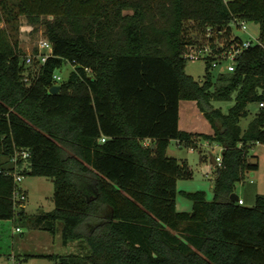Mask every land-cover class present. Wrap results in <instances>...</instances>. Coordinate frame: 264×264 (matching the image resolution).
<instances>
[{"label":"trees","instance_id":"obj_1","mask_svg":"<svg viewBox=\"0 0 264 264\" xmlns=\"http://www.w3.org/2000/svg\"><path fill=\"white\" fill-rule=\"evenodd\" d=\"M20 16L34 24L53 17L45 35L54 56L24 82L17 41L0 27V221L30 219L14 203L13 173L48 178L54 208L31 219L53 235L61 224L63 244L80 241L85 249L82 255L25 259L264 264V195L257 194L252 206L230 199L244 173L258 169L248 148L264 143V109L258 106L264 47L245 49L233 72L214 78L206 60L202 82L184 72L183 57L185 46L196 43L188 21L202 34L205 27L225 30L226 38L231 21L254 22L264 45V0H0V22L13 24ZM65 63L71 70L50 94L53 74ZM232 99L226 114L211 104ZM181 100L196 103L211 134L179 129ZM249 103L258 112L242 130ZM194 139L218 144L222 162L214 163V198L185 192L191 211L178 212L176 181L189 171L167 149L171 141L193 149ZM18 150L30 154L27 170L11 162Z\"/></svg>","mask_w":264,"mask_h":264},{"label":"rangeland","instance_id":"obj_2","mask_svg":"<svg viewBox=\"0 0 264 264\" xmlns=\"http://www.w3.org/2000/svg\"><path fill=\"white\" fill-rule=\"evenodd\" d=\"M53 17L43 16L36 24L31 23L26 16H20L16 22L8 25L0 22L1 28H7L8 34L14 41H17L19 52L24 55L35 50L36 43L40 37H46L45 22L52 21ZM197 23L188 21L185 23L186 31L192 39L199 43L205 42L207 37H214V44L226 39L225 30L213 32L212 27H202L204 34L196 28ZM237 35L242 40H251L256 43L259 38V25L254 22L246 23V31H241L231 26L230 35ZM21 55V56H22ZM71 67L65 63L58 74L66 79ZM219 68H213V78L219 73ZM184 72L195 81L202 82L205 77L206 63L203 59L187 60ZM234 98V97H233ZM213 108L220 109L224 114L234 104L231 101H212ZM247 117L241 119L240 126L245 130L251 120L258 112L254 103L247 105ZM179 129L190 133L211 134L213 129L206 117L199 111L194 101L181 100L179 102ZM197 145L195 148L182 145L177 146L174 141L169 144L168 152L171 157L183 163L189 171L188 177L177 178L175 209L178 212H190L191 201L183 194L185 192H203L207 200L214 198L213 186L216 174L215 164L212 159L221 155V149L215 142H207L201 139H194ZM248 157L258 164L256 171L244 173V179L234 186V194L244 201V206H252L257 194L264 195V143H257L248 148ZM50 179L44 177H33L23 175L22 180L17 184L18 190L23 191L26 200L22 203L24 211L29 220H1L0 221V264H54V260L48 258H28L31 254H52V255H82L84 245L80 241L63 244L61 239L62 225L57 224L56 233L44 231L36 226L35 220L31 219L41 212H49L54 208L52 201L53 184ZM15 227L19 231H15ZM12 254L16 259H8Z\"/></svg>","mask_w":264,"mask_h":264},{"label":"built area","instance_id":"obj_3","mask_svg":"<svg viewBox=\"0 0 264 264\" xmlns=\"http://www.w3.org/2000/svg\"><path fill=\"white\" fill-rule=\"evenodd\" d=\"M230 26L237 28L241 31H246V23L244 21L233 20ZM221 34L220 31H217ZM254 44L264 47L258 40L256 43L251 40H242L237 35H230V37L220 41L217 45L214 42H210L208 39L203 42L194 43L185 46L183 51V57L186 60L203 59L204 61L211 59V68H219V73H228L235 70L237 60L242 55L243 51ZM36 50L22 55V61L26 66L25 73L23 74V81L28 82L29 71L37 72L41 65H43L53 55V47L50 41L46 37H40L36 43ZM53 85H58L63 78L55 71L53 74ZM259 108L264 109V100L258 104ZM264 130V126H263ZM104 141V138L101 139ZM147 144V143H146ZM145 144V145H146ZM30 154L27 150H18L11 158V162L16 170L22 171L29 168ZM222 162L221 155L215 158V164L220 166ZM20 164V165H19ZM23 175L18 174L17 171L13 173V179L16 184L22 180ZM26 194L21 190H16L13 193L14 203L22 205L26 200ZM238 204L242 205L243 200L238 199ZM15 231H19V228H15Z\"/></svg>","mask_w":264,"mask_h":264},{"label":"water","instance_id":"obj_4","mask_svg":"<svg viewBox=\"0 0 264 264\" xmlns=\"http://www.w3.org/2000/svg\"><path fill=\"white\" fill-rule=\"evenodd\" d=\"M59 90H60V86H59V85H54V86H52V87L49 89V93H50V94H55V93H57ZM212 163H213V164L215 163V160H214V159H212ZM230 199H231L232 201H237V200H238V197H237L236 194L232 193V194L230 195Z\"/></svg>","mask_w":264,"mask_h":264},{"label":"crops","instance_id":"obj_5","mask_svg":"<svg viewBox=\"0 0 264 264\" xmlns=\"http://www.w3.org/2000/svg\"><path fill=\"white\" fill-rule=\"evenodd\" d=\"M178 127H179V123H178ZM172 142V141H171ZM170 142V143H171ZM175 144L177 145V142L174 141ZM147 143H149V141H147ZM178 146V145H177ZM167 154L169 155V152H168V149H167ZM48 179V178H47ZM51 182V181H50ZM52 183V182H51ZM15 228H18V227H15ZM8 259H11L12 261H14L16 259V255L15 254H12L11 256L8 257Z\"/></svg>","mask_w":264,"mask_h":264}]
</instances>
